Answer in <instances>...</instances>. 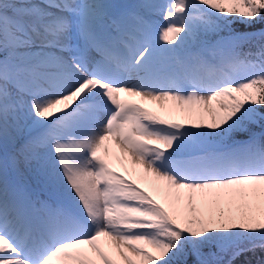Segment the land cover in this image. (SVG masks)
<instances>
[{
	"label": "rangeland",
	"instance_id": "374dc122",
	"mask_svg": "<svg viewBox=\"0 0 264 264\" xmlns=\"http://www.w3.org/2000/svg\"><path fill=\"white\" fill-rule=\"evenodd\" d=\"M62 1L0 0V16L4 19L0 21V170L4 176L10 181L18 177L27 198L33 197L37 212L47 211L38 198L49 201L53 198L50 195L56 199L53 208L58 207L53 210L60 209L57 200H62L68 213L71 209L74 215L78 212L83 221L74 223L81 227L80 235L89 230V238L96 240L77 238L86 245L79 252V264H169L185 257L186 245L202 253L205 262L201 264H219L241 251L242 246L263 242L264 153L258 154L251 140L236 144L228 137L249 121L260 119L250 97L256 93V82L264 78V67L233 59L237 41L231 38L193 48L189 37L203 9L229 22H244L264 2L179 0L184 29L172 38L167 20L161 19L156 9L145 7V0L138 4L135 0H101L104 9L100 10L98 27L108 25L115 34L121 32L118 44L129 47L127 53L126 49L118 51L117 45L113 47V38H117L113 36L108 42L107 35L105 48L108 53L112 50L110 57L120 52L133 60L146 51L156 71L144 91L152 98L150 105L134 113L127 109L118 117L135 126L139 116L148 121L135 128L142 143L127 140L131 155L126 162L119 149L112 150L110 156L108 148L103 149L92 139L97 126L101 130L106 127L105 132L113 133L115 139L127 133L115 125L113 117L121 111L115 107L120 101L110 90L99 98V105L107 110L103 116L70 115L71 124L62 132L57 129L59 123L48 119L46 93L38 84L46 83L49 64L55 60L67 59L80 65L73 45H84L83 0ZM111 5L127 8L126 17L115 15ZM86 21L88 24L91 20ZM208 41L206 38L203 43ZM103 50L90 46L79 51L90 71L104 62ZM121 56L125 60L129 57ZM77 71L73 69L66 86H49L53 88L49 93L66 96L69 90L84 86L77 100L86 102L102 77L96 72ZM214 93L217 96L212 99ZM202 94L209 99L210 112L220 116L214 127H208L203 118ZM108 157L115 161L117 182H112L118 185V196L115 188L112 194L107 187L110 178L102 169H108ZM101 171L104 180L97 176ZM12 187H0V210L6 215L15 211L10 199L15 193ZM7 208H13V212ZM5 234L14 246L12 233ZM44 239L40 245L47 242ZM26 243L24 239L11 248L20 252L27 248ZM45 253L47 249L38 251L29 264L48 261Z\"/></svg>",
	"mask_w": 264,
	"mask_h": 264
},
{
	"label": "bare ground",
	"instance_id": "6f19581e",
	"mask_svg": "<svg viewBox=\"0 0 264 264\" xmlns=\"http://www.w3.org/2000/svg\"><path fill=\"white\" fill-rule=\"evenodd\" d=\"M139 1L142 0H137L136 3ZM143 3L144 6L148 7L149 9H156L155 11L159 14V17L161 19L167 20L170 35L172 36V38H177L180 33H183L184 28L182 27L184 26V24L181 17L179 0H145ZM83 5V14L85 17V20L83 19L82 27L83 29L85 28L84 45L90 43L93 44L95 47H102V49H104L102 52L105 54L104 62L100 63V66H97L98 70L100 68L102 70H100V72L97 71V69L93 70L96 73H99V76H102L103 78L107 77L103 72H112L114 76V81L117 84L119 83L118 87L113 88V86L110 87L105 82L99 81L97 87H92V92L89 94V99L84 103H79V101L77 100L79 99L78 97L80 91L84 86H82L81 88H75L72 91L69 90L66 96H57V94H50L49 92L52 91L51 89L53 88L50 89L49 86L53 87L52 84L60 85V87L67 85L65 81L68 79V76L73 74V69L76 71H80L82 69L86 71L91 70L90 65L87 66L81 59L80 55L78 56L77 61L80 65H77L74 61L69 62V60L65 58L64 59L66 61H62V59L58 61L55 60L54 62L49 64L50 72L49 76H47L48 78H46V81L49 84H47V82L44 83L41 81V83L38 84V87L44 90V92L46 93L45 97L47 103V112L49 116L48 119H52V121L61 125L57 127L58 131L60 132H62L65 127L70 126L71 122H69V118L70 115L72 116L73 113H79V115L81 113L84 116L86 114L90 115L91 113H96L98 114V117L101 115L103 116L104 112L103 110L101 111L100 105L98 104L99 98L102 94L106 93V90H110L111 92H113L119 98V106L121 109L120 113L117 114L118 116L113 117L114 119H116V121L114 120V122L116 123L115 125L119 126L123 133L125 131H127V133L126 135H124V138L122 137V139H115L116 137L113 133L108 134L107 132H105L106 127H102L101 130V128L97 126V129L92 134V139L95 141L96 144L97 142L98 144L101 143L103 149L108 148L107 150L110 156H113L111 154L112 150L115 151V148L119 149L121 151L122 158L126 160V162H128L131 153L127 149V140H130L132 143H142V141L135 134V128L137 127V125H146L148 121L144 117L139 116L136 120L135 126L130 125L127 122H122L124 120L122 118L119 119L118 117H121V114L124 113L127 109L131 110V112L134 113L136 111L138 112V108H140L141 106L150 105L152 98L147 92L144 91L146 84H148L146 82H150L148 78L152 77L156 71L153 67V63H151L150 55L148 54V52L145 51L136 61L135 59L134 62L129 60V63L123 69L122 76L118 78V75L113 71L112 64L108 63L107 61L108 57H110V53L107 52L109 49L105 48V40L106 36L109 35L110 38H113V36H115L117 38L116 40L120 41L121 37L119 36L121 32L117 31V33H114L113 35V32L110 31V28L108 29L107 25L98 27L97 24L99 20L100 10L102 8L104 9V5H102L101 0H83ZM111 6L110 9L115 15L118 14V17L124 15L126 17L128 10L127 8L125 9L117 5H113L112 7ZM124 16L122 18H124ZM86 19H90L91 21L86 24ZM32 45L33 47L37 48L36 43H33ZM125 49L126 48H122L121 50L124 51ZM145 75L147 76L143 79ZM151 83L153 82L151 81ZM216 93L217 95H219V92ZM216 93H214L212 99L217 96ZM207 100L209 99L206 98L205 94H202L201 112L203 118L208 124V127H214L216 124H218L220 116L217 112H210L209 106L207 105ZM117 107L118 106H116V108ZM108 158V169H105L103 167L102 169H104L108 173V177L110 178L109 182L106 181L107 187L110 188V191L111 189L115 188L117 191L111 192L112 194H114L115 192V194L118 196L119 189L118 185L115 184L117 182V176L116 174H114V169L116 165H114L113 163L115 161L112 162V157ZM100 173L101 174L97 176L100 178V180H104L103 171H101ZM112 181L115 183H113ZM12 185V188H14L15 193H12V195H10V199L12 203L15 204V211L13 212V208H7L8 210H10V212H13V214L10 213L9 215H6L5 212L0 210V221L2 222L0 225V264H28V260L31 259L32 254L31 249H33L34 245L35 247L41 246L39 242L43 238H48L47 245L49 248L51 247V250L48 254V261L44 262L43 264H56L57 262L58 264H79L77 262V260H80L81 258L79 252H83L85 250L86 245H84V241H77V238H82L83 236L89 238L91 236L89 230H85L82 235H80L81 227L75 223H79L82 218H80L78 215L72 214V210L71 213H68V208H66L64 202L60 203L59 201H57V204H60V209H57L56 211L53 210L56 209L53 208V204L55 205L54 200L49 199L48 201L45 200L47 199L45 197H42V200L44 202V205L46 206L47 211L37 212L35 209L32 208L31 202L29 198H27L28 194L26 193L25 189L21 187L22 185L19 183L18 177L15 180L10 181L4 176L3 173H1L0 170V187L8 188ZM9 216L10 218L13 217L11 221L10 219H8ZM35 223L37 228H34ZM53 227L56 229L57 232L59 231L60 234L52 238L51 240V229ZM3 228L6 229L5 233L11 234L12 231H14V235H12L13 239H16V236L18 235V230L20 229L18 239L15 240V244L18 242V240L23 237V239L27 240L26 244H28L26 250L29 249L30 251L22 249V253L15 252V250L13 249L14 243L12 242V240H10V238L6 239L8 237V234L6 235L5 233H3L5 230ZM27 228L33 231L34 237L30 236L27 238L25 236L24 231ZM2 234H4L5 236L3 237ZM89 240H91V242L96 241L94 239L92 240L91 238H89Z\"/></svg>",
	"mask_w": 264,
	"mask_h": 264
},
{
	"label": "trees",
	"instance_id": "16d2710c",
	"mask_svg": "<svg viewBox=\"0 0 264 264\" xmlns=\"http://www.w3.org/2000/svg\"><path fill=\"white\" fill-rule=\"evenodd\" d=\"M259 5L257 13H253L252 17L244 22L241 20L229 22L228 19L203 9L199 13V19H196L197 27H191L192 32L189 39L194 43L193 48H198L201 43L204 44L203 40L206 38L214 41L222 38V36L230 37L232 41H237L236 55L233 59L248 60L255 64L261 63L264 67V4L260 2ZM0 21H4L1 16ZM2 49L0 44V53ZM263 79L262 81H264ZM262 81L256 82L254 85L256 93L250 97L251 107L261 115L260 119L257 122L249 121L246 127L233 131L228 137L229 142L245 141L244 143H246L251 140L258 154L264 153V84ZM180 235L181 241L185 242L186 245L183 234L180 233ZM240 249L241 251L237 254L227 260H222L219 264H264V241L248 244ZM200 254L202 253L194 246L188 248L186 245L185 257L183 259L178 258L177 261L169 264L204 263L205 261Z\"/></svg>",
	"mask_w": 264,
	"mask_h": 264
}]
</instances>
